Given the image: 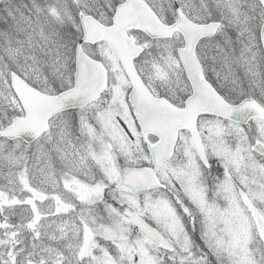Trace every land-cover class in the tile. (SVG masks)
<instances>
[{
    "label": "snow or ice",
    "instance_id": "6c2138e0",
    "mask_svg": "<svg viewBox=\"0 0 264 264\" xmlns=\"http://www.w3.org/2000/svg\"><path fill=\"white\" fill-rule=\"evenodd\" d=\"M0 264H264V0H0Z\"/></svg>",
    "mask_w": 264,
    "mask_h": 264
}]
</instances>
